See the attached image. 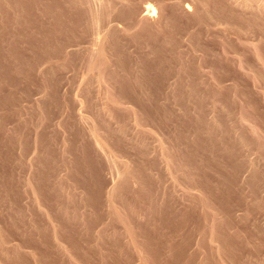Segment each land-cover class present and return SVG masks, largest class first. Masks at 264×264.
Listing matches in <instances>:
<instances>
[{
  "label": "rangeland",
  "instance_id": "1",
  "mask_svg": "<svg viewBox=\"0 0 264 264\" xmlns=\"http://www.w3.org/2000/svg\"><path fill=\"white\" fill-rule=\"evenodd\" d=\"M185 2L0 0V264H264V0Z\"/></svg>",
  "mask_w": 264,
  "mask_h": 264
},
{
  "label": "bare ground",
  "instance_id": "2",
  "mask_svg": "<svg viewBox=\"0 0 264 264\" xmlns=\"http://www.w3.org/2000/svg\"><path fill=\"white\" fill-rule=\"evenodd\" d=\"M242 1V0H241ZM257 1V0H256ZM246 2V1H245ZM185 3H187V0H186V2ZM188 3H189V1H188ZM109 4V3H108ZM148 4V3H147ZM194 4V3H193ZM264 4V3H263ZM112 5V4H111ZM110 6V5H109ZM220 6V5H219ZM113 7V6H112ZM115 7V6H114ZM140 7V6H139ZM190 7H192V6H189L188 4L186 5H184V10L186 11V12H190L191 11V9H190ZM222 7V6H221ZM129 8V7H128ZM127 8V9H128ZM194 8V7H193ZM218 8V7H217ZM224 8V7H223ZM114 9V8H113ZM155 9V8H154ZM152 7H151V5H146V6H144V7H142V9H140L141 11H140V20L142 21V20H145L146 21V19H148V18H150V17H152L153 15V17H156V15H155V13H157V12H155V10H154ZM183 9V8H182ZM226 9V8H225ZM115 10V9H114ZM117 10V9H116ZM135 10H136V8H135ZM171 10V9H170ZM195 10V9H194ZM194 10H193V12H194ZM91 11V10H90ZM113 11V10H112ZM118 11V10H117ZM129 11H130V9H129ZM129 11H127L128 13H129ZM227 11V10H226ZM115 12V11H114ZM119 12V11H118ZM172 12V11H171ZM176 12V11H175ZM196 12V11H195ZM215 12V11H214ZM90 13V12H89ZM126 13V12H125ZM127 13V14H128ZM163 13V12H162ZM197 13V12H196ZM224 13V12H223ZM254 13V12H253ZM122 14V13H121ZM158 14H159V12H158ZM164 14V13H163ZM199 14V13H198ZM204 14H205V12H204ZM229 14V13H228ZM113 15V14H112ZM125 15V14H124ZM165 15V14H164ZM172 15V14H171ZM200 15V14H199ZM251 15V14H250ZM84 16V15H83ZM121 16V15H120ZM123 16V15H122ZM197 16V15H196ZM222 16V15H221ZM255 16H257V15H255ZM114 17V16H113ZM128 17V16H127ZM152 17V18H153ZM171 17V16H170ZM224 17V16H223ZM228 17V16H227ZM234 17V16H233ZM262 17V16H261ZM136 18V17H135ZM159 18V17H158ZM163 18H165L164 16H163ZM176 18H178V17H176ZM193 18V17H192ZM237 18V17H236ZM242 18V17H241ZM109 19H110V17H109ZM127 19V18H126ZM151 19V18H150ZM167 19H169V18H167ZM245 19V18H244ZM136 20V19H135ZM140 20H136V21H140ZM173 20H174V18H173ZM247 20V19H246ZM251 20V19H250ZM256 20V19H255ZM110 21V20H109ZM114 21V20H113ZM151 21V20H150ZM199 21V20H198ZM108 22V21H107ZM111 22V21H110ZM115 22V21H114ZM125 22V21H124ZM242 22V21H241ZM240 22V23H241ZM103 23V22H102ZM102 23H101V25H102ZM112 23V22H111ZM110 23V24H111ZM136 23V22H135ZM134 23V24H135ZM141 23V22H140ZM151 24H152V22H150ZM161 23V22H160ZM249 23V22H248ZM255 23V22H254ZM109 24V23H108ZM127 24H128V22H127ZM144 24H145V22H144ZM155 24V23H154ZM173 24V23H172ZM175 24V23H174ZM107 25V24H106ZM139 25H142V24H139ZM157 25V24H156ZM168 25H169V23H168ZM171 25V24H170ZM178 25V24H177ZM249 25V24H248ZM114 26V25H113ZM130 26V25H129ZM131 26H132V24H131ZM134 26V25H133ZM136 26H137V24H136ZM237 26V25H236ZM104 27H106V26H104ZM112 27V26H111ZM157 27H158V25H157ZM167 27H169V26H167ZM106 28H108V26L106 27ZM135 27H133V29H134ZM160 28H161V26H160ZM172 28V27H171ZM129 29H131V27L130 28H128V30ZM136 29H137V27H136ZM141 29V28H140ZM159 29V28H158ZM157 29V30H158ZM161 29H163V28H161ZM109 30V29H108ZM143 30V29H142ZM168 30V29H167ZM111 31V30H110ZM149 31H151L150 29H149ZM161 31V30H160ZM170 31V30H169ZM103 32V31H102ZM105 32V31H104ZM159 32V31H158ZM157 32V33H158ZM162 32V31H161ZM111 33V32H110ZM137 33V32H136ZM167 33V32H166ZM159 34V33H158ZM163 35V34H162ZM144 36V35H143ZM155 37H156V35H155ZM164 37H166V36H164ZM171 37V36H170ZM148 38V37H147ZM160 38V37H159ZM168 40V39H167ZM169 41V40H168ZM153 44V43H152ZM68 46V45H67ZM71 47V46H70ZM65 48V47H64ZM60 49V48H59ZM66 49V48H65ZM69 49V48H68ZM58 52V51H57ZM59 54H60V52H59ZM60 55H62V54H60ZM67 56V55H66ZM59 57V56H58ZM173 72V71H172ZM263 239V238H262Z\"/></svg>",
  "mask_w": 264,
  "mask_h": 264
}]
</instances>
